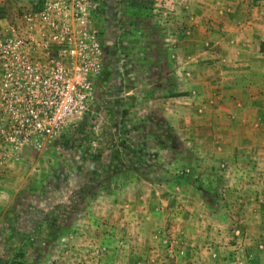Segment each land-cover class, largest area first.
Segmentation results:
<instances>
[{"label": "rangeland", "instance_id": "374dc122", "mask_svg": "<svg viewBox=\"0 0 264 264\" xmlns=\"http://www.w3.org/2000/svg\"><path fill=\"white\" fill-rule=\"evenodd\" d=\"M45 10L104 65L48 149L0 145V264H264V0H0V26Z\"/></svg>", "mask_w": 264, "mask_h": 264}, {"label": "built area", "instance_id": "2783aa9c", "mask_svg": "<svg viewBox=\"0 0 264 264\" xmlns=\"http://www.w3.org/2000/svg\"><path fill=\"white\" fill-rule=\"evenodd\" d=\"M55 12L28 13L31 22L40 21L28 25V38L14 36V26L6 29L12 35L0 37L2 146L48 149L86 110L92 78L103 68V45L94 24L80 19L81 24L69 26L64 14Z\"/></svg>", "mask_w": 264, "mask_h": 264}, {"label": "flooded vegetation", "instance_id": "af4514ba", "mask_svg": "<svg viewBox=\"0 0 264 264\" xmlns=\"http://www.w3.org/2000/svg\"><path fill=\"white\" fill-rule=\"evenodd\" d=\"M15 12V11H13ZM16 19L15 22L18 20V18H27L28 14L27 13H17L16 14ZM25 21H27V19H24ZM12 26H14L17 29V32L15 33L14 36H18V37H25L28 38V23L22 24V23H16V24H9V25H4V26H0V37L3 36H7L9 35L11 32H8L6 29L7 28H11ZM12 35V33H11Z\"/></svg>", "mask_w": 264, "mask_h": 264}, {"label": "crops", "instance_id": "0c3cea01", "mask_svg": "<svg viewBox=\"0 0 264 264\" xmlns=\"http://www.w3.org/2000/svg\"><path fill=\"white\" fill-rule=\"evenodd\" d=\"M21 155V154H20ZM21 157H22V155H21ZM21 157H19V158H21ZM1 176H2V174H0ZM13 183V182H12ZM14 188L16 187V185H17V183H13V184H11ZM6 186V185H0V191H2V193H4V192H8V191H11V190H14V191H16L15 189H12L13 187L12 186Z\"/></svg>", "mask_w": 264, "mask_h": 264}, {"label": "trees", "instance_id": "16d2710c", "mask_svg": "<svg viewBox=\"0 0 264 264\" xmlns=\"http://www.w3.org/2000/svg\"><path fill=\"white\" fill-rule=\"evenodd\" d=\"M163 120H160L159 122L161 123Z\"/></svg>", "mask_w": 264, "mask_h": 264}]
</instances>
